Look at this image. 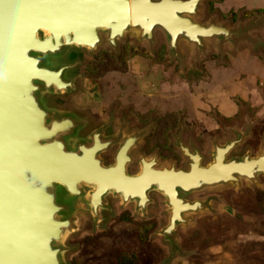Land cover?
Here are the masks:
<instances>
[{"label":"rangeland","instance_id":"obj_1","mask_svg":"<svg viewBox=\"0 0 264 264\" xmlns=\"http://www.w3.org/2000/svg\"><path fill=\"white\" fill-rule=\"evenodd\" d=\"M199 8L195 20L207 23L214 19L236 31L249 20L264 18V0H202ZM249 34L248 39L237 43L208 39L204 49L182 39L181 54H177L159 27L153 32L152 47L137 37L134 28H129L119 52L111 49L103 33L94 50L70 48L59 61L73 64L66 77L74 80V88L43 95L53 108L76 117L82 125L88 115L84 108L87 105L106 112L120 103L156 102L157 111L174 110L169 117H181L188 132L197 134L205 143L212 138L224 143L226 133L228 138L233 136L227 130L238 129L239 135L244 134L236 147L239 158L247 153L255 157L264 150V22L251 28ZM133 38L138 41L134 45ZM72 56L81 62L77 67ZM101 56L107 62L98 58ZM82 125L79 135L86 128ZM74 137L67 138L69 146L74 145ZM246 180L241 187L231 182L221 184L237 187L235 201L226 203L222 214L202 216L203 224L196 223L198 235L190 242L197 241V245L190 248L193 251L186 258L189 262L183 260L184 255L179 256L183 249L178 243L171 246L169 253L158 227L150 235L151 229L141 226L135 218L113 221L112 214L105 211V218L96 221L85 210L78 213L75 230L63 239L65 262L264 264V186L256 182L250 187ZM201 236L204 237L200 239ZM198 239L204 240L202 245ZM142 248H147L146 257Z\"/></svg>","mask_w":264,"mask_h":264},{"label":"water","instance_id":"obj_2","mask_svg":"<svg viewBox=\"0 0 264 264\" xmlns=\"http://www.w3.org/2000/svg\"><path fill=\"white\" fill-rule=\"evenodd\" d=\"M201 1L0 0V264H66L63 239L75 230L78 213L87 211L88 199L94 204L100 196L84 187L96 185L88 182V146L81 150L82 146L67 145L71 136L75 142L85 140L78 132L82 122L53 108L43 95L74 88V80L66 77L73 64L59 61L70 48L94 50L101 43L99 29L110 32L109 43L116 48V38L129 28L137 31L139 39L151 41L154 28L159 27L170 49L181 54L182 39L201 49L212 38L237 43L264 22V18L249 20L237 31L214 19L201 23L194 19ZM67 15L70 21L65 24ZM119 16L123 25L113 34ZM84 21L92 22L90 29ZM35 74L50 79L41 80ZM71 118L76 123L65 121ZM60 121L69 126L54 134L53 126ZM243 136L240 133L227 146L239 143ZM92 154L94 164L100 166ZM243 159L225 163L239 164ZM218 172L221 175L215 180L230 181Z\"/></svg>","mask_w":264,"mask_h":264},{"label":"flooded vegetation","instance_id":"obj_3","mask_svg":"<svg viewBox=\"0 0 264 264\" xmlns=\"http://www.w3.org/2000/svg\"><path fill=\"white\" fill-rule=\"evenodd\" d=\"M103 33L111 47L108 32L99 29L101 40ZM116 40L117 47L111 49L119 52V47L127 41L126 33ZM144 40L153 46L154 37L151 41ZM131 42L134 45L138 41L133 38ZM71 58H74L72 61L76 63V67L80 65V60L74 56ZM98 58L107 62V58L104 61V56ZM72 105L75 109L80 108ZM84 108L88 112L86 118L82 119L86 128L81 130L79 136L89 142V161L93 164L91 167L97 170L101 179L109 180L105 181L101 196L94 204L87 205L91 217L101 221L105 218V213L109 212L113 221L135 218L141 226L151 229L148 230L150 235L156 233L158 227L163 236L161 238L166 239L169 253L175 241L183 249L179 256L184 255L183 260L190 257L193 251L190 248L197 245V241L190 242V239H195L198 235L196 223L203 224L200 218L222 214L226 203L235 201L233 198L236 196L237 187L221 185L231 181L223 183L215 180L221 175L218 172L221 170L213 167L218 151L238 138V129H228L227 132L230 131L233 136L228 138L226 133L222 138L224 143L217 138L209 139L205 143L197 134L188 132L189 129L181 117H169L174 110L166 108L169 111H157L156 102H125L115 108L111 106L106 112L102 108L94 110L95 107L90 105ZM246 124L247 122L244 126ZM239 143H233L234 146L229 147L228 152L225 150L227 161L239 158L236 151ZM91 154L95 155L100 166L94 164ZM262 154L264 155V150L259 156ZM246 155L252 157L249 153L243 157ZM118 174L120 175L116 177ZM254 174L251 180L240 177V181L236 176L233 183L241 187L247 179V186L253 187L256 182L264 186V172ZM191 177L193 182H189ZM136 183L143 185L134 186ZM126 184L127 188L124 190ZM84 187L86 192L95 190L93 186ZM199 204L201 208H198ZM165 205L167 208L164 209ZM202 237L204 236L199 238ZM200 239L198 243L202 245L204 240ZM141 251L146 257L147 248H142ZM186 261L189 262L188 259Z\"/></svg>","mask_w":264,"mask_h":264},{"label":"bare ground","instance_id":"obj_4","mask_svg":"<svg viewBox=\"0 0 264 264\" xmlns=\"http://www.w3.org/2000/svg\"><path fill=\"white\" fill-rule=\"evenodd\" d=\"M180 10H182V11H184V8H181ZM68 16V15H67ZM66 18V17H65ZM119 19L117 20L118 22H116V24H114V26H113V29H112V33L114 34V33H116V32H119V30H121V27H122V25H123V23H121V21H122V16L120 17H118ZM67 20H69L70 21V17L68 16L66 19H65V21H64V23L65 24H68V22H67ZM76 20V19H75ZM73 21L74 23H77V21ZM91 21H89V23H87L86 21H84V24H88V27H89V29H90V27H91ZM83 24V25H84ZM102 26V25H101ZM88 29V30H89ZM145 30L147 31V28H145ZM211 30V28L210 29H208L207 31H210ZM110 31V30H109ZM180 31V30H179ZM43 33L45 34V36H47L48 34H49V31L44 27V30H43ZM109 33L110 32H108V34L107 35H109ZM197 33L198 32H196V31H193V32H191V34L192 35H197ZM204 33V32H203ZM184 35V34H183ZM36 75V77L38 76V77H40L41 78V80L42 79H44V80H47L48 81V79H50V76H48V75H45L44 74V76H41V75H38V74H35ZM65 121H69V123H72L73 121H75V123H76V121L77 120H74V119H67V120H65ZM65 121H60V122H62V123H58L57 124V126L55 127V126H53L54 128H53V130H54V134H55V130H57L58 131V129H60V128H65V127H68L69 126V124L66 122V123H63V122H65ZM59 132H61L60 130H59ZM51 134H52V132H51ZM80 141H84L83 143L82 142H80ZM68 142V141H67ZM67 142H66V140H65V143L67 144ZM85 144V145H84ZM87 144H89V142H88V140H79V141H76V142H74V145H72V146H79V149H80V146H82L81 147V150H83L86 146H88ZM67 145H69V142H68V144ZM233 145V143L231 144V145H228L227 147H225V148H222V149H220L219 151H218V156H216V159L218 160V158H219V156L220 157H224L225 159H223V160H219L218 162L215 160V164H214V167L213 168H222V173H225L226 174V177L228 176V178H230V181L231 182H234V180H236L235 178H236V176H237V178H238V180H240L241 178H247V179H252V177L253 176H255V174H254V170L256 169V170H261L260 172H264V171H262L263 169H264V155L262 154V155H260V156H263V159H261V161H255L258 157H259V155L258 156H256V157H250L249 155H246L244 158L246 159V161H244V159L242 160V163H239V164H236V163H228V164H226L225 162L227 161L226 160V155H227V152L229 151L228 150V148L229 147H231ZM234 146V145H233ZM221 147V146H220ZM225 150H227V152L225 151ZM226 153H225V152ZM220 154H222V155H220ZM189 155H191V154H189ZM193 156V155H192ZM87 157H88V154H87ZM237 161V160H236ZM235 161V162H236ZM253 161V162H252ZM87 164H88V166H87V169L90 171V173L87 175L88 176V178H90V181H88V182H91L92 180H93V182L92 183H95L96 185H93V189H97V190H93L95 193H99L100 194V196H101V193H102V191H103V189L102 188H104V186L106 185V183H105V181H109V180H106V179H101V178H99V176H98V173H97V170H95L94 169V167H91V166H93V164H91L90 165V163H89V160H88V162H87ZM258 172V171H257ZM120 174H118V175H116V177H118ZM74 178H76V176L74 175L73 176ZM72 177V178H73ZM241 177V178H240ZM228 178H225V179H228ZM78 180H83V179H78ZM99 181V182H98ZM103 181H104V183H103ZM61 183V185H63L62 184V182H60ZM223 183H225V182H223ZM91 184V183H90ZM108 184V183H107ZM137 184L138 185H143V184H141V183H136L134 186H137ZM83 185V183H81V186ZM87 186H90V185H87ZM127 186V184L124 186V190H126V187ZM88 202H89V204H91V199H89L88 200ZM93 204V203H92ZM202 206L199 204V206H198V208H201Z\"/></svg>","mask_w":264,"mask_h":264}]
</instances>
